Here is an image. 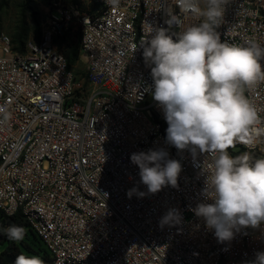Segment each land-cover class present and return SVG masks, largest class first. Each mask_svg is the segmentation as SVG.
I'll use <instances>...</instances> for the list:
<instances>
[{"label":"built area","instance_id":"obj_1","mask_svg":"<svg viewBox=\"0 0 264 264\" xmlns=\"http://www.w3.org/2000/svg\"><path fill=\"white\" fill-rule=\"evenodd\" d=\"M94 1L100 9L90 13L49 0L41 37L22 47L0 31V211L24 215L52 264H248L263 247V225L218 243L196 216L199 203L212 202L205 193L212 157L166 142L154 65L140 45L151 28L178 41L199 21L176 0H121L115 11ZM172 15L179 24L166 23ZM217 31L222 42L254 36L264 45V0H229ZM76 33L87 65L80 81L56 44ZM245 94L264 119V82ZM158 148L182 171L178 187L149 194L131 155ZM228 151L264 158V137ZM133 188L145 195L129 198ZM173 209L177 222L161 226Z\"/></svg>","mask_w":264,"mask_h":264},{"label":"clouds","instance_id":"obj_2","mask_svg":"<svg viewBox=\"0 0 264 264\" xmlns=\"http://www.w3.org/2000/svg\"><path fill=\"white\" fill-rule=\"evenodd\" d=\"M110 10L121 0H105ZM229 0H176L180 11L199 23L186 27L178 41L164 28H151L144 40L143 56L154 65L153 99L158 102L168 124L166 142L177 149L212 157L213 171L206 181V199L194 209L218 243L230 242L244 229L264 225V158L253 161L249 153L229 154L237 143L252 145L264 137V119L246 96V91L264 82V45L256 37L243 44L222 42L217 28L222 23ZM171 15V14H170ZM179 24L177 16L166 21ZM135 52V50H134ZM5 109L0 107V113ZM138 165L141 182L149 194L165 186L178 187L182 165L170 159L164 148L131 155ZM143 197L136 188L127 193ZM176 210H169L161 226L177 222ZM12 242H22L26 228L11 224L0 229ZM15 264H45L38 255L17 256ZM248 264H264V251L255 253Z\"/></svg>","mask_w":264,"mask_h":264},{"label":"rangeland","instance_id":"obj_3","mask_svg":"<svg viewBox=\"0 0 264 264\" xmlns=\"http://www.w3.org/2000/svg\"><path fill=\"white\" fill-rule=\"evenodd\" d=\"M77 1L84 10L90 13L100 9L99 5L94 0ZM48 4L49 0H0V31L12 37L16 45L23 44L30 40H38L41 37L43 23L47 18ZM22 26L24 27V36L21 41L18 42L17 37ZM75 35H71L69 39L63 42L60 41L58 49L64 55L66 44L73 43V45L80 48L78 41L79 37ZM62 44L64 46H62ZM71 67L76 80H82L87 67L85 60L80 56V58L78 57L71 64ZM262 228H264V225ZM26 233L27 236H25L24 240L32 243L34 237L29 227L26 228ZM6 240H8V238L3 234L0 239V248ZM260 251H264V242Z\"/></svg>","mask_w":264,"mask_h":264},{"label":"trees","instance_id":"obj_4","mask_svg":"<svg viewBox=\"0 0 264 264\" xmlns=\"http://www.w3.org/2000/svg\"><path fill=\"white\" fill-rule=\"evenodd\" d=\"M71 1L78 3L77 0H71ZM97 4L99 5L98 2ZM23 36H24V27L22 26L18 34L17 41L20 42ZM75 36L79 37L78 41L80 44V48L73 45V43L66 44V47H65L66 48L65 56L67 57L69 61L70 68H72L71 64L78 57L80 58L81 56V53H80L81 52V35L80 33H77ZM69 37H62V38L57 39L56 40L57 47L59 48L60 41L63 42L64 40L69 39ZM25 43L19 44L18 46L22 47L24 46ZM64 45L62 44V46ZM0 215H1L0 216V229L7 228L11 224L20 225L25 228L29 227L34 237V240L32 241V243L27 242L25 240L22 242H12V241L6 240V242H4V244L0 248V264H15V260L17 256L20 255L21 253L25 255H38L40 256V258H42L45 261V264H52V261H53L52 256L50 252L48 251V249L45 247L46 245L44 246L45 244L44 241L35 233V231H33L30 223L28 222V220L24 217L22 213H17L14 216H7L2 211H0ZM2 235H3V232L0 231V239L2 238ZM26 236H27V233H26Z\"/></svg>","mask_w":264,"mask_h":264}]
</instances>
